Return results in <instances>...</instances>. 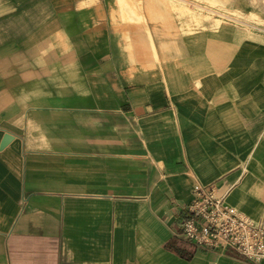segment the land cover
Returning <instances> with one entry per match:
<instances>
[{
  "label": "crops",
  "instance_id": "1",
  "mask_svg": "<svg viewBox=\"0 0 264 264\" xmlns=\"http://www.w3.org/2000/svg\"><path fill=\"white\" fill-rule=\"evenodd\" d=\"M137 1L0 0V264H264L178 234L264 214V27Z\"/></svg>",
  "mask_w": 264,
  "mask_h": 264
},
{
  "label": "built area",
  "instance_id": "2",
  "mask_svg": "<svg viewBox=\"0 0 264 264\" xmlns=\"http://www.w3.org/2000/svg\"><path fill=\"white\" fill-rule=\"evenodd\" d=\"M179 235L198 244L227 247L253 260L264 256V214L258 218L242 213L218 195L211 184L195 183Z\"/></svg>",
  "mask_w": 264,
  "mask_h": 264
},
{
  "label": "rangeland",
  "instance_id": "3",
  "mask_svg": "<svg viewBox=\"0 0 264 264\" xmlns=\"http://www.w3.org/2000/svg\"><path fill=\"white\" fill-rule=\"evenodd\" d=\"M184 31L204 27L206 21L250 23L264 27V0H168ZM140 9L139 0L136 2ZM140 19V18H137Z\"/></svg>",
  "mask_w": 264,
  "mask_h": 264
},
{
  "label": "bare ground",
  "instance_id": "4",
  "mask_svg": "<svg viewBox=\"0 0 264 264\" xmlns=\"http://www.w3.org/2000/svg\"><path fill=\"white\" fill-rule=\"evenodd\" d=\"M139 2H141V1H139ZM140 4H141V3H140ZM127 8H128V7H127ZM133 8H136L135 5L133 6ZM131 9H132V8H131ZM126 10H127V9H126ZM128 10H130V9H128ZM134 10H135V9H134ZM134 10H133V11H134ZM137 12H139V11L137 10ZM134 13H135V12H134ZM139 13H140V12H139ZM139 13H138V14H139ZM124 14H125V13H124ZM138 14H137V15H138ZM134 15H135V14H134ZM139 17H140V16H139ZM147 30H148V29H147ZM147 33H148V32H147ZM149 35H150V34H149ZM150 37H151V36H150ZM150 42H151V41H150ZM152 47H153V44H152ZM154 52H155V51H154Z\"/></svg>",
  "mask_w": 264,
  "mask_h": 264
}]
</instances>
